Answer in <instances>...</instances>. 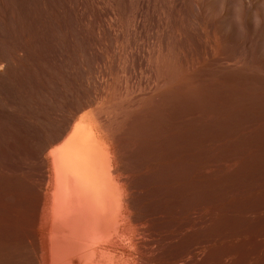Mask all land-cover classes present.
<instances>
[{
    "label": "rangeland",
    "instance_id": "374dc122",
    "mask_svg": "<svg viewBox=\"0 0 264 264\" xmlns=\"http://www.w3.org/2000/svg\"><path fill=\"white\" fill-rule=\"evenodd\" d=\"M85 121L118 129L124 197L152 219L116 222L112 264L148 239L153 264H264V0H0L4 173Z\"/></svg>",
    "mask_w": 264,
    "mask_h": 264
},
{
    "label": "bare ground",
    "instance_id": "6f19581e",
    "mask_svg": "<svg viewBox=\"0 0 264 264\" xmlns=\"http://www.w3.org/2000/svg\"><path fill=\"white\" fill-rule=\"evenodd\" d=\"M146 95H144L145 100L149 97H146ZM140 97L137 96L138 99ZM135 98H132L133 101ZM126 103L124 102V105ZM139 104L141 106V102ZM131 105L128 104V107ZM126 106H124V109L127 108V111H129ZM134 107H136L135 102ZM135 109H138V107ZM122 111L124 114L125 110ZM108 113L106 112V115ZM109 114L108 117H110ZM105 117L107 118V116ZM117 117L114 118L117 120L119 119ZM107 119L102 118L101 120H104L102 121L104 123L106 121L109 124L108 126L116 125H110L109 122L112 120L107 122ZM99 122L101 124V121ZM105 125L107 126V124ZM119 125L121 126V123ZM109 129L108 131L111 130ZM115 130L112 129L110 133L108 132L109 135ZM117 131L118 129L112 135L116 136ZM118 133L117 135H120ZM124 135L128 136L127 133H124ZM147 135L148 133L146 137ZM108 136L100 134L97 126L89 121H85L82 125L72 126L70 124L60 136V139L54 142V145L52 144V148L45 151L42 157L38 159L39 165L37 167L34 168L35 165L32 163L34 165H32V170H29L30 167L28 171L23 169L26 173L28 172L27 174L23 175L21 172L22 174L19 175V173L16 174L17 171L13 173L14 170L9 173L10 168L6 170L0 166L5 170H0V264H112L113 258L126 249L122 248L121 239L127 234V230L122 228L116 234L114 231L116 222L125 220L124 222L128 226L135 228L139 227L141 219L145 222L152 221V219L148 221L151 217L148 213L150 210H144L150 216L147 217L148 220L144 219L145 217L140 218V212L138 216L131 214V211L136 207L130 205L133 198L131 199L128 196L129 200L126 197L130 201L129 204L124 197L127 189L125 182L130 176L127 177L128 175L125 173L127 178L125 177L126 181L124 182V178L121 176L125 175H121L118 171L121 166L118 169L116 168V152L110 147V138L113 136L110 138ZM115 136L114 138H116ZM128 139L130 138L128 137ZM147 139L149 138L147 137ZM128 141L130 142V140ZM129 142L127 143L129 144ZM123 143L125 142L123 141L119 146H116L117 144L114 146L117 149L121 145L122 149ZM129 145H131V142ZM130 150L132 148L126 151L129 152ZM117 151L119 150L117 149ZM123 152H125V149ZM119 155H122V158L125 159L124 162L130 158V156L124 158V154L121 153ZM132 157L134 158V156ZM129 160H132V158ZM133 162H136V160ZM129 163L123 164L124 169H122V172H125L123 170H126V166L129 167H126L127 169H133L132 165L135 164L131 161L130 167L127 165ZM118 165L121 164L118 163ZM137 165L140 166V164ZM6 171H9V174L4 173ZM134 171L135 169L131 170L135 173L136 171ZM136 179L138 180V177L132 180ZM126 183L128 185V181ZM134 185H132V188ZM138 187L140 188V186ZM130 194L136 196L135 192ZM137 195L139 196V193ZM135 203L134 205L138 204V202ZM148 207H144V209ZM149 208H152L151 205ZM140 214L142 217V213ZM151 215L153 214L151 213ZM144 216L146 215L144 214ZM143 228L145 227L143 226L141 229ZM150 229L154 231V228ZM137 230L138 228H136V232ZM151 230H149V233H151ZM145 231H148V229ZM144 233L146 234V232ZM145 237L150 238L149 235ZM147 241L144 247H142L143 245L140 246V240V244L135 241L134 245L138 249L141 258L140 256L139 259L136 258L138 261L133 264H153V261H155L156 255L153 256L152 252L149 253L152 248L149 251L145 250H148V246L145 248Z\"/></svg>",
    "mask_w": 264,
    "mask_h": 264
}]
</instances>
